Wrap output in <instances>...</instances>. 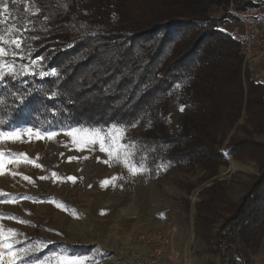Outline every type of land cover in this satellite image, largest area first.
Here are the masks:
<instances>
[{
	"label": "trees",
	"instance_id": "trees-1",
	"mask_svg": "<svg viewBox=\"0 0 264 264\" xmlns=\"http://www.w3.org/2000/svg\"><path fill=\"white\" fill-rule=\"evenodd\" d=\"M228 3L0 0V46L4 63L14 64L0 78V130L139 124L142 130L132 138L138 167L164 177L175 166L195 164L214 178L228 166L219 146L243 110L244 123L264 134V92L243 75L239 46L224 31ZM242 4L237 1L238 8ZM173 103L181 110L175 132L167 122ZM225 148L233 160L256 161L259 172L239 199L222 182L201 191L197 214L207 227L218 225V244L257 242L264 236V143L230 138ZM58 246L72 254L91 250ZM236 255L238 264H249Z\"/></svg>",
	"mask_w": 264,
	"mask_h": 264
},
{
	"label": "rangeland",
	"instance_id": "rangeland-1",
	"mask_svg": "<svg viewBox=\"0 0 264 264\" xmlns=\"http://www.w3.org/2000/svg\"><path fill=\"white\" fill-rule=\"evenodd\" d=\"M232 1L242 3L245 0ZM220 15V11L214 12V16ZM231 29V26L224 27L225 32ZM0 48L4 50L0 55L1 78L12 70L14 64L4 63L7 55L5 49ZM17 63L20 65L19 61ZM242 73L247 72L242 70ZM249 75L256 84L253 77L259 76L264 92V64ZM169 113V129L175 132V121L181 110L173 103L169 106ZM244 119L243 110L229 135L221 141L219 147L228 166L221 167L214 179H207L206 172L195 164L175 166L167 171L165 177H170L162 185L157 198V216L167 220L171 208L185 219L182 222L186 223L185 229L188 230V222L191 225L195 220L194 207L201 191L214 181H222L232 199H239L245 193L249 177L258 174L259 165L249 158L231 159L225 146L230 138L264 143V134L257 135ZM141 130L139 124L112 126L105 130L80 127L58 131L31 127L0 130L18 133V138H0V264H68L73 260H78L79 264H119L113 259L118 256L116 249L121 251L125 247L119 242L124 231L116 224L109 225L100 220L109 219L108 216L101 217L98 210L109 203L110 196L99 181L111 173L122 177L129 164L136 163L140 153L132 138ZM249 132L252 134H247ZM50 133L55 135L49 139ZM100 143L104 144L103 151ZM196 216L201 241L194 242L195 247L191 248L179 246L182 252L191 253L192 263L188 264H238L237 252L249 264H264V236L257 242L245 243L231 238L225 244H218V225L207 227L201 216ZM53 242L92 245L93 256L76 258L60 253L35 259L37 253Z\"/></svg>",
	"mask_w": 264,
	"mask_h": 264
},
{
	"label": "crops",
	"instance_id": "crops-1",
	"mask_svg": "<svg viewBox=\"0 0 264 264\" xmlns=\"http://www.w3.org/2000/svg\"><path fill=\"white\" fill-rule=\"evenodd\" d=\"M165 176L155 177L150 171L138 167L135 161H133L129 164L128 169H126V175L118 177L111 173L107 178L101 177L99 183L102 188L108 190L110 201H108V204L100 206L98 210L99 214L102 215L101 217L108 216L109 219L101 218L100 220L104 222L107 221L109 225L116 224L124 231L119 242L121 246L125 247H123L121 251H117L118 249H116L118 256H114L113 259L116 263L124 264L123 252L129 250H143L148 247L145 241L159 234H170L171 246L178 251L181 260L185 261L187 264L188 262L192 263L191 253L188 252L187 254L184 250L182 252L180 247L184 245L191 248L194 246V242L201 241V239H198L199 233L196 228V205L194 207L195 220L191 225L190 221L188 222V230L185 229L186 223L182 222L183 218L181 215L176 213L175 210H171V208L168 211L167 215L169 216H167V220L163 219L162 216H157L159 210L157 208V198L160 194L162 185L169 180L170 177ZM215 182L222 181H214L211 185ZM162 190L164 191V189ZM183 220L185 221V219ZM201 220L203 224H205L203 219ZM60 244L70 243H50L49 245L56 247H53L42 257H37L36 255L35 259H44L48 258L50 255L60 253L76 258L93 256L94 246L92 245H77L91 247V250L82 254H72L58 246ZM186 257H188V261Z\"/></svg>",
	"mask_w": 264,
	"mask_h": 264
},
{
	"label": "built area",
	"instance_id": "built-area-1",
	"mask_svg": "<svg viewBox=\"0 0 264 264\" xmlns=\"http://www.w3.org/2000/svg\"><path fill=\"white\" fill-rule=\"evenodd\" d=\"M242 3L244 7L238 8L236 1L229 0V8L226 9L228 19L223 27H232L227 33L239 46L242 70L250 74L264 64V0H245ZM253 78L262 85L258 75ZM145 244L148 247L143 250L123 252L125 263L187 264L171 246L170 234L156 235L147 239Z\"/></svg>",
	"mask_w": 264,
	"mask_h": 264
},
{
	"label": "snow or ice",
	"instance_id": "snow-or-ice-1",
	"mask_svg": "<svg viewBox=\"0 0 264 264\" xmlns=\"http://www.w3.org/2000/svg\"><path fill=\"white\" fill-rule=\"evenodd\" d=\"M12 2L15 3L16 0H12ZM3 8H4L5 11H7V3H6V2L3 3ZM16 47H17V48H20V44L17 43V44H16ZM3 54H4V50H3L2 48H0V55H3ZM40 59H43V57H41ZM55 73H56V70L53 69V70H52V74H55ZM40 75H41V76H45V75H48V73H47V72H41ZM30 131H31V130L29 129V132H30ZM70 134H71V133H70ZM53 135H55V133H50V134H48L49 139H50ZM5 136H9V137H13V138H18V133H5V132H0V138L5 137ZM100 150H101V151L104 150V144H103V143H100ZM24 179H29V178H28V177H24ZM69 179H71V178H69ZM5 247H10V245H5ZM0 256H2V254H0ZM68 264H79V261H78V260H73V261L68 262Z\"/></svg>",
	"mask_w": 264,
	"mask_h": 264
},
{
	"label": "bare ground",
	"instance_id": "bare-ground-1",
	"mask_svg": "<svg viewBox=\"0 0 264 264\" xmlns=\"http://www.w3.org/2000/svg\"><path fill=\"white\" fill-rule=\"evenodd\" d=\"M229 4V3H228ZM236 4H237V1H236ZM238 6V5H237ZM229 34V33H228Z\"/></svg>",
	"mask_w": 264,
	"mask_h": 264
}]
</instances>
